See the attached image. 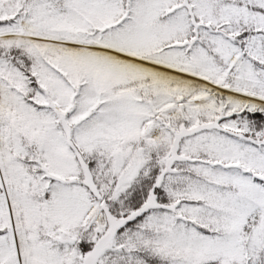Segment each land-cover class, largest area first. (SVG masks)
<instances>
[{"label": "snow or ice", "instance_id": "obj_1", "mask_svg": "<svg viewBox=\"0 0 264 264\" xmlns=\"http://www.w3.org/2000/svg\"><path fill=\"white\" fill-rule=\"evenodd\" d=\"M0 264H264V0H0Z\"/></svg>", "mask_w": 264, "mask_h": 264}]
</instances>
